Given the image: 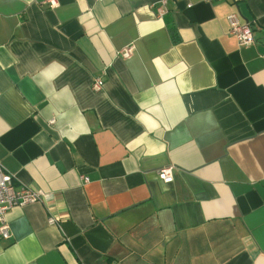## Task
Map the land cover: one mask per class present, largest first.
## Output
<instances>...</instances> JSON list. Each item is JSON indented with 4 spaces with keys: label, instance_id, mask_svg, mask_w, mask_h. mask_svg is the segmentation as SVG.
<instances>
[{
    "label": "crops",
    "instance_id": "obj_1",
    "mask_svg": "<svg viewBox=\"0 0 264 264\" xmlns=\"http://www.w3.org/2000/svg\"><path fill=\"white\" fill-rule=\"evenodd\" d=\"M44 1L0 0V164L54 196L0 264H264V0Z\"/></svg>",
    "mask_w": 264,
    "mask_h": 264
},
{
    "label": "built area",
    "instance_id": "obj_2",
    "mask_svg": "<svg viewBox=\"0 0 264 264\" xmlns=\"http://www.w3.org/2000/svg\"><path fill=\"white\" fill-rule=\"evenodd\" d=\"M104 2L106 0H97ZM42 4L50 8L58 6V0H46ZM152 6L156 10L158 18H163L169 13L168 0H155ZM229 24V33L236 37L241 46H250L255 43L253 25L250 23H242L237 14H231L227 18ZM134 47L129 46L122 49L119 53L124 59H129L134 54ZM105 81L102 77L94 78L92 89L95 92H101L104 88ZM55 120L52 119L51 123ZM160 179L165 183L173 182V167H165L158 172ZM84 183L88 179L83 178ZM54 201V196L45 193L32 186L20 183L14 175L6 171L0 164V238L9 239L11 237L10 224L7 216L15 208H23L28 205L40 203L49 205ZM50 225H58V219L54 216L48 218Z\"/></svg>",
    "mask_w": 264,
    "mask_h": 264
}]
</instances>
